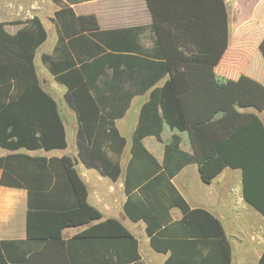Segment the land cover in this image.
I'll use <instances>...</instances> for the list:
<instances>
[{
  "label": "trees",
  "instance_id": "16d2710c",
  "mask_svg": "<svg viewBox=\"0 0 264 264\" xmlns=\"http://www.w3.org/2000/svg\"><path fill=\"white\" fill-rule=\"evenodd\" d=\"M146 4L151 16L146 28L154 45L148 55L132 51L138 50L133 46V33L141 27L99 30L96 16L87 14L76 17L78 27L99 41L80 34L68 40L71 50L65 60L42 58L55 80L66 86L64 99L78 123V158L112 180L120 174L119 158L125 145L115 121L124 116L135 95L149 90L132 133V156L125 179L127 194L130 188L143 187L145 196L132 199L128 195L124 209L132 220L145 221L154 250L169 252L164 264H189L197 243L213 249L209 253L212 264H230V246L216 218L201 208L190 209L176 193L172 204L183 216L161 227L162 206L154 189L161 173L172 177L187 163L197 165L204 182L226 166L238 168L244 199L264 215V122L258 114L264 110V85L241 73L235 83V101L220 116L191 127L179 104V96L191 89L185 65L213 67L219 63L231 37L226 2L146 0ZM45 37L36 16L15 35L6 33L0 23V146L6 149L66 146L57 104L40 87L33 66L35 49ZM241 57L243 66L251 63L250 54ZM246 108L255 112L241 111ZM164 126L186 132L191 153L180 148L181 137L174 132L164 144L159 163L144 146L143 138L152 135L161 141ZM56 160L58 163L20 153L0 158L3 170L25 179L4 180L3 176L2 183L27 189V233L40 244L24 261L10 264H129L138 259L137 240L115 218L63 239V228L99 219L101 212L88 204L87 187L71 158ZM28 163H35L31 166L34 175L28 173ZM60 168L65 184L60 180ZM30 177L35 179L26 180ZM67 190L74 196L68 207L32 203L40 195ZM91 243H96L93 255L87 251ZM253 264H264V251Z\"/></svg>",
  "mask_w": 264,
  "mask_h": 264
},
{
  "label": "crops",
  "instance_id": "0c3cea01",
  "mask_svg": "<svg viewBox=\"0 0 264 264\" xmlns=\"http://www.w3.org/2000/svg\"><path fill=\"white\" fill-rule=\"evenodd\" d=\"M261 3H264V0H236L235 6L243 11V13H240L241 21L253 19L255 14L252 13L255 7L261 5ZM87 14L96 16L99 30L141 27L140 30L133 33V46H137L138 50L134 49L132 51L141 55H148L152 51L154 46L152 35L149 29L146 28L151 22L146 0H0V23H3V29L6 33L15 35L20 29L27 26L29 20L34 16L39 19L45 30V39L35 49L33 66L40 87L52 96L57 104L66 140L64 148L50 150H44L43 148L26 149L23 147L11 150L0 146V158L6 159L11 155L20 153L30 157H44L50 162L52 160L58 163L56 159H60L62 156L70 157L80 178L87 187L88 204L101 212V218L86 224L63 228V239L67 240L108 218H115L137 240L139 258L129 264H151L153 259H155L154 264H164L169 252L163 253L154 250L146 233L145 221L142 219L132 220L124 209L128 195L132 199H142L145 196L143 187L141 190L139 187L130 188V192L127 194L125 179L132 156V133L137 124L140 108L148 98L149 90L135 95L124 116L115 121L119 133L125 138V145L119 158L120 174L116 180H112L108 176L99 173L98 170L86 167L78 158L76 146L78 123L74 111L64 99L66 86L55 80L42 58L46 55L50 56L53 61L65 60L71 50L68 40L80 34L94 41H99L91 33L81 31L78 27L76 17ZM254 22L258 26L255 25L254 30H252L251 45H244L242 40H239L240 38L237 42H234L231 36L228 47L219 63L213 67H206L212 70V74L205 78L199 76L191 79L190 91L179 96V104L185 121L191 127L220 116L229 103L235 101L237 96L235 83L241 73L264 85V14L257 15ZM244 54L251 55V63L247 64L250 72H247L244 69L245 66L241 64V56ZM38 64L43 69L44 81L38 75ZM206 70L201 68L197 72L201 75L206 73ZM161 83L162 81L158 84ZM139 95L144 96L139 102V108L133 122L134 125L132 124L130 130L126 119L132 112L137 99L136 96ZM61 102L63 104H60ZM66 105L74 114L76 121V124L72 125L76 150L71 154L65 153L67 137L66 128L61 117V110L67 108ZM69 109H66V111L69 112ZM241 111L255 112L252 108L241 109ZM71 113L69 112V116H72ZM258 114L264 122V110L258 112ZM165 128L168 127H163L161 141H158L152 135L143 138L144 146L159 163L163 161L164 144L169 142L174 132H177L168 128L170 134L168 139L164 140L162 133ZM126 132H131L128 148V140L124 136ZM177 133L181 137L180 148L191 153L186 132ZM151 137L161 144V149H157L159 152L156 154L147 145V140H152ZM34 164L28 163V173L30 175L35 174L33 172L35 169H32ZM17 175L0 167V264L22 262L30 253L40 248V244L30 240L27 233V189L2 183L3 176L4 180H25L24 178H18ZM60 175V180L65 184L61 168ZM160 176L161 180L157 183L154 194L158 196L162 206L161 211H159L160 219L163 221L161 227L177 222L183 216L181 209L172 204L177 193L184 199L190 209L201 208L219 221L230 246V264H253L259 260L264 251V215L244 199L240 169L226 166L211 181L204 182L200 177L197 165L187 163L172 177L168 176L165 171ZM33 179L35 178H26V180ZM70 202H74V196L67 190L58 195L55 193L53 195H40L32 203L40 206L64 205V207H68ZM134 229H137V232ZM91 244L87 251H90L93 255L96 243L95 245H93L94 243ZM212 250L210 247L197 243L193 249V254L189 256V264H212L213 255L210 254L209 256ZM142 253H146L145 257Z\"/></svg>",
  "mask_w": 264,
  "mask_h": 264
},
{
  "label": "rangeland",
  "instance_id": "374dc122",
  "mask_svg": "<svg viewBox=\"0 0 264 264\" xmlns=\"http://www.w3.org/2000/svg\"><path fill=\"white\" fill-rule=\"evenodd\" d=\"M226 5L228 8V13H229V25H230V34L233 37L234 42H237V40H242V42L244 43V45H251V34H252V30H254L255 25L258 26L256 24V22H254L255 18L257 15L259 14H264V3H261V5L255 7L254 11L252 14H255V17L252 19L250 18L249 20L246 21H241L242 17L240 15V13H243V11H241L242 9H238L235 5H236V0H226ZM245 13V12H244ZM245 18V17H244ZM233 29V31H232ZM51 34V33H50ZM52 35V34H51ZM242 63V61H241ZM246 65V64H245ZM37 68L39 69V76L40 79L42 81H44V75L42 73L41 67L37 66ZM207 69L206 73H203L201 75L198 74V69ZM245 70H247V72H250V70H248L247 66L244 67ZM186 73L188 74L189 78L194 79L197 77H201V78H205L208 77L212 74V70L210 68H206V67H202V66H198V65H190V64H186L185 65V69ZM144 95H139L136 96V102L133 105L132 108V112L129 115V117L126 119V121H128V129H132V124L135 121V115L136 112L139 108V102L140 100L143 98ZM60 104H63L62 102ZM67 108H62L61 110V117L63 119L65 128H66V137H67V147H66V154H71V152L76 150V146H75V134L74 131H72V125L76 124L75 121V117L74 114H72L71 110L68 108V106L66 105ZM66 109H69L68 111L72 114V116H69V112L66 111ZM134 125V124H133ZM170 131L168 128H165L163 130L162 133V137L164 140H167L169 137ZM128 142H127V148L130 145V137H131V132H126L124 135ZM149 139V138H148ZM152 140H147V145L149 146V148L156 154L159 152V150L157 149H161V144H159L158 142H156V140L151 137ZM152 141V142H151ZM154 143V144H153ZM132 229V226H131ZM133 230V229H132ZM135 232H137V229H134ZM143 243V242H142ZM143 246V244H142ZM143 257H145L146 253H142ZM155 263V259H153L151 261V264Z\"/></svg>",
  "mask_w": 264,
  "mask_h": 264
}]
</instances>
